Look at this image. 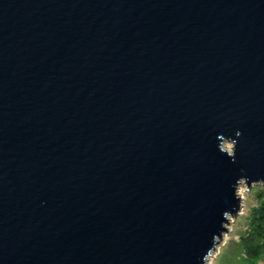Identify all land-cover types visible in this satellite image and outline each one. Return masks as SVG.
Masks as SVG:
<instances>
[{
	"label": "water",
	"instance_id": "water-1",
	"mask_svg": "<svg viewBox=\"0 0 264 264\" xmlns=\"http://www.w3.org/2000/svg\"><path fill=\"white\" fill-rule=\"evenodd\" d=\"M242 184L264 0H0V264H207Z\"/></svg>",
	"mask_w": 264,
	"mask_h": 264
},
{
	"label": "trees",
	"instance_id": "trees-1",
	"mask_svg": "<svg viewBox=\"0 0 264 264\" xmlns=\"http://www.w3.org/2000/svg\"><path fill=\"white\" fill-rule=\"evenodd\" d=\"M248 191L254 203L241 219L243 228L230 257L234 264H264V185L256 184Z\"/></svg>",
	"mask_w": 264,
	"mask_h": 264
},
{
	"label": "rangeland",
	"instance_id": "rangeland-1",
	"mask_svg": "<svg viewBox=\"0 0 264 264\" xmlns=\"http://www.w3.org/2000/svg\"><path fill=\"white\" fill-rule=\"evenodd\" d=\"M226 145L229 146V144ZM249 189L245 184H242L238 189V194L243 199L241 200L239 214L236 218L230 219L226 233L223 234L222 240L217 245L215 251L211 253L207 264H234L235 260L230 255L233 248H235V242L238 240V232L243 228L241 219L247 214L249 208L254 203L248 191Z\"/></svg>",
	"mask_w": 264,
	"mask_h": 264
}]
</instances>
